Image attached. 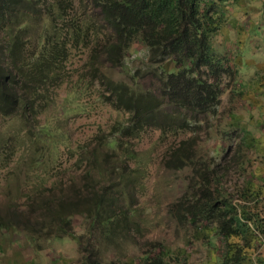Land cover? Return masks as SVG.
Listing matches in <instances>:
<instances>
[{"label": "trees", "instance_id": "1", "mask_svg": "<svg viewBox=\"0 0 264 264\" xmlns=\"http://www.w3.org/2000/svg\"><path fill=\"white\" fill-rule=\"evenodd\" d=\"M237 1L0 0V121L8 122L0 129V234L30 252L68 236L76 264H120L149 163L134 141L153 128L158 142L172 138L163 166L189 170L167 206L175 222L203 228L211 247L218 242L211 264H264V156L249 174L259 184L234 183L233 195L226 181L232 165H249L245 150H258L257 137L231 129L242 136L217 158L198 154L195 137L185 136L215 116L224 79L238 82L225 36L227 6ZM83 53L84 72L68 69ZM65 81L66 96L86 94L122 115L71 141L59 116L37 118ZM239 86L234 97L244 94ZM160 248L133 264H167Z\"/></svg>", "mask_w": 264, "mask_h": 264}, {"label": "rangeland", "instance_id": "2", "mask_svg": "<svg viewBox=\"0 0 264 264\" xmlns=\"http://www.w3.org/2000/svg\"><path fill=\"white\" fill-rule=\"evenodd\" d=\"M262 3L261 9L264 11V4L262 5ZM240 27L238 26L237 28L239 29ZM256 30L254 27V32ZM252 33L253 31H250V34ZM1 37L2 33L0 30V39ZM258 49L256 50V48L248 45L244 48L240 47L237 78L242 84L241 88L243 90H245L247 82L252 83V85L256 82L254 76L255 64L264 63L263 42H259ZM246 54L252 58L250 63L246 61ZM86 58L85 53L80 56H77V54L73 55L68 64V69L75 67V72L78 69L80 73H83L84 71L80 66ZM75 61L77 65L74 66L72 63ZM112 74L115 78L119 77L114 71H112ZM262 75L264 76V73ZM223 82H227V85L220 94V102L215 116L210 118L207 124L205 123L206 125L202 124L203 126L195 134H185V136L195 137L197 153L203 156L212 155L218 158L222 155L225 148L227 149V145L229 144L232 145L230 146L232 151L235 148L238 137H241L242 133L238 129L231 132V129L233 130L236 127L248 129L247 127L250 125V122H248V107L239 104L241 102L238 103V99H234L238 98V95L234 97L230 94V90L233 89L237 82L228 81L226 78ZM67 88V81L56 87L51 92L54 101L51 99L52 103L50 106L45 111H42L37 118L40 122H50L54 116H59L60 120L58 125L62 127L71 141L86 136L91 137L97 132V126L106 129L108 125L122 115L110 106L100 104L97 99L86 97V94H81L76 97L66 96ZM234 89L235 91L237 90L236 86ZM232 109H236L239 113H232ZM257 109L260 111V119L264 118V115H261V112L264 111V106L260 105ZM237 114L238 117L234 116ZM232 117L237 118L234 119ZM7 124V121H0V129ZM261 127L262 132H259L256 136V144L258 145L256 148L258 150L254 148V145L250 147L251 149L248 148L245 150V153L250 157L249 165L242 172L233 165L229 169L226 181L233 195L232 187L234 183L236 185H242L245 180L251 179L253 183L259 184L258 180L250 178L249 174H253L251 173L252 169L258 168L256 164L259 165L260 159L264 156V126ZM258 128L261 129L260 127ZM9 129L7 128L10 132ZM226 130L230 132L223 134L222 131ZM157 134L156 129L150 128L142 134L140 140L134 141L135 149L149 154V163L147 165V176L142 180L144 188L135 191L133 200L132 207L140 210V216L136 218L135 224L132 227L130 226L128 232L125 233L124 237L128 240V243L125 244L126 250L120 256L119 263L133 264V261L136 260L135 258L139 253L149 251L155 243H159L161 247L160 251H166L168 255L170 254V259L167 261V264H211L210 257L217 254L215 246L218 245V242L211 247L208 244L209 241H207V238L201 237L204 233L203 228L194 227L193 225L180 227L167 212V206L184 190L185 178L189 170L183 168L171 171L163 166L161 161L172 138L166 140L167 143H161L157 141ZM248 139L249 137L247 135ZM252 148L256 151H253ZM261 170H264V168ZM258 171L254 170V173L256 174ZM262 190H260L262 192L261 195H264ZM76 218V221H72L75 226L76 223L74 222L80 220L79 217ZM10 236L11 234L9 236L0 234V264L77 263L75 261L79 255L77 245L71 237L63 236L53 238L44 250L30 252L28 247L16 248L15 244L18 245V242L14 241V239L17 237L13 235L9 239ZM108 255L111 258H115V254L112 252Z\"/></svg>", "mask_w": 264, "mask_h": 264}, {"label": "crops", "instance_id": "3", "mask_svg": "<svg viewBox=\"0 0 264 264\" xmlns=\"http://www.w3.org/2000/svg\"><path fill=\"white\" fill-rule=\"evenodd\" d=\"M261 2H263V5L264 0H238L233 5L227 6L226 46L233 51L236 71L240 60V47L244 48L248 45L259 50V42L264 43V11L261 9ZM238 26L241 27L238 29ZM254 27L257 29L256 32H254ZM250 31H253V33L250 34ZM245 58L248 63L252 61V58L248 54L245 55ZM255 66V84L252 85V83L247 82L246 88L243 91L244 94L234 99H238V103L241 102L239 104L248 107V122H250V125L247 128L254 136H257L259 132H262L261 126H264V118L260 119V111L257 109L260 105L264 106V76L262 75L264 73V63H258ZM237 80L240 83L238 78ZM241 85L240 83L239 88L242 87ZM232 113L239 112L236 109H232ZM261 115H264V111L261 112ZM234 116L238 117V114ZM237 117L232 118L235 119Z\"/></svg>", "mask_w": 264, "mask_h": 264}]
</instances>
